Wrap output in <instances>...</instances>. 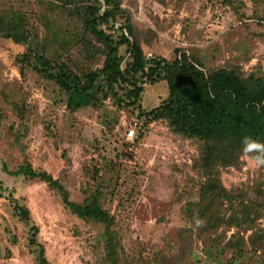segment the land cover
Instances as JSON below:
<instances>
[{
    "label": "trees",
    "instance_id": "16d2710c",
    "mask_svg": "<svg viewBox=\"0 0 264 264\" xmlns=\"http://www.w3.org/2000/svg\"><path fill=\"white\" fill-rule=\"evenodd\" d=\"M158 1L164 4V0ZM234 1L223 0L222 4L236 9ZM252 10L251 18L264 25V0H252ZM155 37L149 29L137 28L123 0H33L32 10L0 3V42L21 48L11 62L20 82L32 77L45 84V90L69 114L84 108L101 110L111 100L113 118L101 121L110 134L122 112L135 116L137 138L124 144L116 155L118 162L123 157L136 162L139 142L158 124L196 144L191 164L196 180L188 177L195 189L184 194L180 206L187 224L177 230L175 252L150 251L148 244L127 237L110 211L115 199L124 203L117 191L119 178L109 191L99 182L103 178L99 166L89 181L81 183L78 201L69 199L58 178L34 168L30 161L3 170L10 176L45 184L60 196L63 209L71 216L86 226L101 228L88 242L95 260L85 264H216L223 261L225 252L231 254L230 264L252 259L264 264V230L259 224L264 221V181L227 189L221 180L223 170H240L248 157L244 138L264 143V65L246 71L244 62H230L206 71L197 56L183 49L174 50L170 60L148 57L144 47ZM160 83L166 84L167 95L156 107L144 109L145 87ZM7 86L0 85L1 97H5ZM12 106L20 124L26 123L28 104L21 100ZM3 119L0 109V128ZM130 123L124 126L125 133ZM44 125L45 136L55 140L54 123ZM5 129L13 135V125ZM14 139L17 141L16 136ZM61 157L70 163L65 154ZM175 193L177 201H182L178 186ZM6 199L18 221L30 226L29 210L11 193ZM29 233V247L38 248L37 264H49L43 245L37 241L38 226H30ZM199 245L205 261L198 257Z\"/></svg>",
    "mask_w": 264,
    "mask_h": 264
},
{
    "label": "rangeland",
    "instance_id": "374dc122",
    "mask_svg": "<svg viewBox=\"0 0 264 264\" xmlns=\"http://www.w3.org/2000/svg\"><path fill=\"white\" fill-rule=\"evenodd\" d=\"M222 2L164 0L161 4L158 0H123V6L131 11L139 30L149 29L156 34L151 45L144 47L148 57L155 55L170 60L174 50L183 49L197 56L206 71L240 61L245 63L246 71L258 64L263 66L264 37L258 34L264 33V25L251 18L252 0H235L236 9ZM0 3L33 9V0H0ZM20 51L15 45L0 42V85L8 84L5 97L0 96L1 113L6 118L1 121L0 128V183L3 188L0 190V264H37L38 248L29 247L32 225L39 228L37 241L43 245L49 264H85L95 260L88 242L101 228L86 226L71 216L63 209L60 196L45 184L10 176L3 170V167L12 170L23 160L58 178L71 201L79 200L80 185L90 180L96 166L103 175L99 182L109 191L116 187L119 178L117 191L124 203L119 204L117 198L107 208H111L118 225L125 228L127 237L148 244L150 251L175 252L177 230L187 224L180 206L185 201L184 194L195 189L188 177L196 180L191 168L196 144L169 133L165 125L158 124L139 142L135 150L136 162L127 157L118 162L116 155L123 150L124 144L134 143L125 139L124 126L135 116L122 112L118 126L110 134L101 121L113 118L111 100H107L106 107L101 110L84 108L69 114L64 105L45 90V84L32 77L19 81L11 62ZM166 95L165 83L146 86L142 94L143 108L156 107ZM21 100L30 107L23 124L12 108L13 103L20 104ZM48 122L55 125V140L45 136L44 124ZM9 125L14 126L13 135L6 132L5 127ZM15 136L17 141H14ZM97 146L98 152L95 151ZM63 154L70 163L61 157ZM243 162L240 170L222 171L225 188L264 181V169L253 167L248 157ZM176 186L183 193L182 201L176 199ZM10 193L19 205L29 210L30 226L23 225L14 216L6 199ZM259 222L264 230V221ZM128 238L126 245L130 244ZM196 250L199 259L205 261L200 245ZM230 257L231 254L225 252L223 261L216 264H230ZM237 264L261 262L252 259Z\"/></svg>",
    "mask_w": 264,
    "mask_h": 264
},
{
    "label": "clouds",
    "instance_id": "9594fccd",
    "mask_svg": "<svg viewBox=\"0 0 264 264\" xmlns=\"http://www.w3.org/2000/svg\"><path fill=\"white\" fill-rule=\"evenodd\" d=\"M244 152L248 155L253 167L264 166V143H259L250 138H244ZM200 224V221H197Z\"/></svg>",
    "mask_w": 264,
    "mask_h": 264
},
{
    "label": "built area",
    "instance_id": "2783aa9c",
    "mask_svg": "<svg viewBox=\"0 0 264 264\" xmlns=\"http://www.w3.org/2000/svg\"><path fill=\"white\" fill-rule=\"evenodd\" d=\"M137 122L135 120L131 121L130 126L125 134V139L128 142H134L137 138Z\"/></svg>",
    "mask_w": 264,
    "mask_h": 264
}]
</instances>
